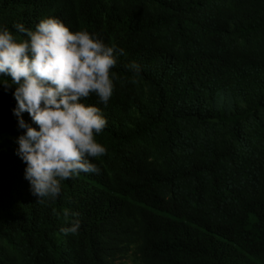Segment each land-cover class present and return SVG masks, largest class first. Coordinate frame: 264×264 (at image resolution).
<instances>
[{"label": "trees", "instance_id": "obj_1", "mask_svg": "<svg viewBox=\"0 0 264 264\" xmlns=\"http://www.w3.org/2000/svg\"><path fill=\"white\" fill-rule=\"evenodd\" d=\"M229 1L0 0L10 31L52 16L126 53L108 104L83 100L107 119L100 172L55 199L24 178L15 86L0 85V264H264V55L244 49L264 38V0ZM71 212L80 228L65 235Z\"/></svg>", "mask_w": 264, "mask_h": 264}, {"label": "clouds", "instance_id": "obj_2", "mask_svg": "<svg viewBox=\"0 0 264 264\" xmlns=\"http://www.w3.org/2000/svg\"><path fill=\"white\" fill-rule=\"evenodd\" d=\"M12 28L14 32L0 26V85L5 91L15 86L12 113L24 130L15 139V152L25 163L24 178L32 194L43 202L60 194L61 181L100 172L91 158L107 149L94 133L106 127L107 119L99 107L83 100L95 94L99 102L108 104L115 79L110 70L126 53L95 33L70 31L52 16L40 19L34 29L19 22ZM125 68L133 75L141 71L136 61ZM24 112L32 123L22 118ZM64 215L68 218L69 211ZM70 215L68 225L60 228L65 235L80 228L79 213Z\"/></svg>", "mask_w": 264, "mask_h": 264}, {"label": "rangeland", "instance_id": "obj_3", "mask_svg": "<svg viewBox=\"0 0 264 264\" xmlns=\"http://www.w3.org/2000/svg\"><path fill=\"white\" fill-rule=\"evenodd\" d=\"M228 3H230L229 0H226ZM239 4H243L246 3L247 5H253V2L258 3L260 0H238ZM217 17H220L221 20H224L223 16H219V14L217 13ZM261 39V42L257 45V46H251V45H245L244 49H252L254 51V53L259 54V55H264V38L259 37ZM264 59V56H263ZM135 88L141 92L143 87L135 84ZM188 129L192 130V129H196L194 124H190L188 125ZM222 130H217V131H211L209 136H211L212 134H215V136L220 137L222 135ZM156 141H158V138L156 137ZM7 251H10V248L7 244L3 243L2 244ZM118 263L120 264H133L134 263V258L132 255L128 254L126 258L122 259V260H118Z\"/></svg>", "mask_w": 264, "mask_h": 264}]
</instances>
